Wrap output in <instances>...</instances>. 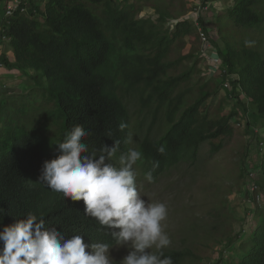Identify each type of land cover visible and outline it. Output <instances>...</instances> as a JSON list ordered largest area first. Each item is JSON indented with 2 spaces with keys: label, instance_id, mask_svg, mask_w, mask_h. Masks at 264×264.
<instances>
[{
  "label": "trees",
  "instance_id": "trees-1",
  "mask_svg": "<svg viewBox=\"0 0 264 264\" xmlns=\"http://www.w3.org/2000/svg\"><path fill=\"white\" fill-rule=\"evenodd\" d=\"M218 1H231L212 26L223 48L210 39L229 83L223 91L217 80L219 90L238 106L226 113L211 112L205 104L219 87L200 76L205 58L193 0H32L37 15L16 13L3 22L11 55L0 50V63L27 73L32 87L0 98V223L33 213L66 239L82 235L86 244L116 245L93 218L84 216L83 201L63 199L39 184L38 177L43 162L56 158L57 143L75 125L88 132L81 142L89 151L118 142L115 164L130 148L128 102L137 105L143 119L150 116L149 130L157 121L165 126L158 138L144 136L138 144L144 175L158 162L153 177L182 163L193 165L205 142L210 156L217 153L234 132L231 121L246 118L248 128L260 119L264 123L263 39L260 32L245 33L262 30L260 0ZM213 2L200 0V6L208 9ZM144 7L156 17L138 16ZM198 19L207 32L209 26ZM121 123L127 125L123 131ZM248 134L253 136L251 130ZM160 146L163 154L157 151ZM258 150L263 178L254 180L260 190L264 146ZM218 242L223 250L213 264H264V220H253L247 230L225 234ZM161 251L173 264L198 259L190 250Z\"/></svg>",
  "mask_w": 264,
  "mask_h": 264
},
{
  "label": "rangeland",
  "instance_id": "rangeland-1",
  "mask_svg": "<svg viewBox=\"0 0 264 264\" xmlns=\"http://www.w3.org/2000/svg\"><path fill=\"white\" fill-rule=\"evenodd\" d=\"M191 1L188 0V2ZM190 4L196 5L193 2ZM229 4L231 1L226 4L224 1L214 0L211 7L202 10V18L209 26L208 28L215 31L212 26L217 15H224ZM258 9L263 15L262 30L245 31V33L252 36L260 32L264 47V0H260ZM138 16L155 18L156 14L152 8L144 7ZM240 32L237 33L240 35ZM214 38L223 48L219 37ZM189 40L187 43L191 45ZM0 50L6 55H11L7 42L2 44ZM201 70L200 76L206 80L212 79L215 84H218L217 80L220 77L208 72L206 58L201 65ZM27 75L16 70L0 69V98L17 96L20 92L27 93L32 87V82ZM196 81L195 77L193 82ZM219 89L220 87L205 103L211 112L219 110L226 113L238 107L232 105ZM126 99L129 101L128 97ZM128 108L131 115L130 148L138 150V144L144 136L158 138L165 126L157 121L149 130L150 116L143 119L142 112L135 103L128 102ZM244 119L241 124H244L246 128L237 127L235 122L231 121L234 132L231 137L224 138V146L217 153L210 156L209 143L205 142L193 165L182 163L171 167L162 174L154 176L151 183L145 179L140 164L137 162L134 165L137 186L140 194L144 196L143 199L150 203H164L167 207V218L162 224L164 231L170 237L171 244L162 250H190L198 256L196 264H213L217 261L218 252L223 250V244L218 242L223 235H237L240 230H247L253 220H264V187H260L261 201L259 202L254 201L253 196L246 192L250 179L262 180L263 177L261 178L259 170L260 155L256 146L258 137L254 138L248 134L249 128L245 125ZM255 127L264 132V123L261 119ZM241 169L243 176H240ZM256 204H259L257 211ZM258 211L260 213H257ZM150 251L157 250L153 247ZM127 253L128 249L125 247L112 246L110 255L114 260L113 264H119ZM226 256L228 257L227 253ZM183 264L194 263L186 258Z\"/></svg>",
  "mask_w": 264,
  "mask_h": 264
},
{
  "label": "clouds",
  "instance_id": "clouds-1",
  "mask_svg": "<svg viewBox=\"0 0 264 264\" xmlns=\"http://www.w3.org/2000/svg\"><path fill=\"white\" fill-rule=\"evenodd\" d=\"M126 127L119 125L121 131ZM87 135L83 126H73L57 143L56 158L43 162L38 183L65 200L83 201L84 216L93 218L118 247L128 249L119 264H173L161 251L171 244L162 224L167 207L143 199L136 183L134 165L143 159L142 152L129 148L114 164L119 143L89 151L81 142ZM157 151L163 154L165 147ZM156 167L158 162L152 170ZM152 170L145 173L149 183ZM153 247L157 252L150 251ZM110 249L108 243L86 244L82 235L66 239L33 213L12 224L0 223V264H113Z\"/></svg>",
  "mask_w": 264,
  "mask_h": 264
},
{
  "label": "built area",
  "instance_id": "built-area-1",
  "mask_svg": "<svg viewBox=\"0 0 264 264\" xmlns=\"http://www.w3.org/2000/svg\"><path fill=\"white\" fill-rule=\"evenodd\" d=\"M194 12H193V20L197 28V32L199 34V39L203 46V54L204 58H206V63L208 66V72L212 74H216L220 77V83L222 86V90L226 91L229 87L228 80L222 78L224 74V68L222 66L221 58L218 55L217 51L213 47L210 39L214 38L216 34L213 30L208 29L205 32L199 23V17H202V10L207 9V7L200 6V0H193ZM16 13L26 14L30 16L37 15V9L34 7L32 0H0V49L2 44L8 41L7 36L4 34L3 22H9V20L16 15ZM4 68L2 63H0V69ZM232 78V75H229ZM241 120L235 121V125L238 127L244 126L241 123ZM244 123L246 125L247 120L244 119ZM250 123V122H249ZM245 127V126H244ZM249 130L252 131V135L256 139V146L259 149H262L264 146V132H261L255 127V125L250 126ZM253 179V178H252ZM248 190L255 200L258 202L261 201V195L259 193V189L255 184V180H251L248 182Z\"/></svg>",
  "mask_w": 264,
  "mask_h": 264
}]
</instances>
